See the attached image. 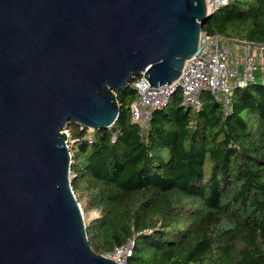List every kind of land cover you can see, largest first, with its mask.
<instances>
[{
  "label": "water",
  "instance_id": "obj_1",
  "mask_svg": "<svg viewBox=\"0 0 264 264\" xmlns=\"http://www.w3.org/2000/svg\"><path fill=\"white\" fill-rule=\"evenodd\" d=\"M210 8L207 0H0V264H124L91 246L68 124L112 126L116 92L137 76L153 86L176 81L201 51Z\"/></svg>",
  "mask_w": 264,
  "mask_h": 264
},
{
  "label": "trees",
  "instance_id": "obj_2",
  "mask_svg": "<svg viewBox=\"0 0 264 264\" xmlns=\"http://www.w3.org/2000/svg\"><path fill=\"white\" fill-rule=\"evenodd\" d=\"M203 30L264 42V0H230ZM108 128L71 121L72 181L92 248L133 242L127 264H264V81L233 91L228 112L210 92L199 109L178 90L142 129L136 91L118 90ZM180 98V100H177Z\"/></svg>",
  "mask_w": 264,
  "mask_h": 264
},
{
  "label": "built area",
  "instance_id": "obj_3",
  "mask_svg": "<svg viewBox=\"0 0 264 264\" xmlns=\"http://www.w3.org/2000/svg\"><path fill=\"white\" fill-rule=\"evenodd\" d=\"M229 1L207 0V3L215 11ZM199 47L201 51L186 61L180 77L173 83L153 86L144 75L131 81L130 87L137 94L131 112L142 129L148 126L154 110L168 104L178 90L186 106L201 108L202 93L208 91L229 112L236 88L264 81V42L230 39L202 30ZM71 143L73 140L69 139L70 146ZM132 245L129 241L112 254L118 252L116 260L127 264Z\"/></svg>",
  "mask_w": 264,
  "mask_h": 264
},
{
  "label": "rangeland",
  "instance_id": "obj_4",
  "mask_svg": "<svg viewBox=\"0 0 264 264\" xmlns=\"http://www.w3.org/2000/svg\"><path fill=\"white\" fill-rule=\"evenodd\" d=\"M179 97L181 98V93L179 94ZM180 98H178L177 100H180ZM79 202L81 203L82 208H83V211H84V216H85V222H86V224H88L92 218H94V217H96V216L99 215V211L98 210H86L84 208V205L82 204V201H79ZM108 256L111 257V258H113V259H116L119 256V254L117 252L115 254H110Z\"/></svg>",
  "mask_w": 264,
  "mask_h": 264
}]
</instances>
